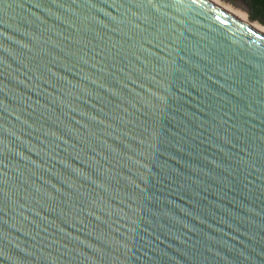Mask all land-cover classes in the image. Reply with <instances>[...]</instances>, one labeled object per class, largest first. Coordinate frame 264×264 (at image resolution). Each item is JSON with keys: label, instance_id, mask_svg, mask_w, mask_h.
<instances>
[{"label": "water", "instance_id": "obj_1", "mask_svg": "<svg viewBox=\"0 0 264 264\" xmlns=\"http://www.w3.org/2000/svg\"><path fill=\"white\" fill-rule=\"evenodd\" d=\"M0 264H264V37L204 0H0Z\"/></svg>", "mask_w": 264, "mask_h": 264}, {"label": "bare ground", "instance_id": "obj_2", "mask_svg": "<svg viewBox=\"0 0 264 264\" xmlns=\"http://www.w3.org/2000/svg\"><path fill=\"white\" fill-rule=\"evenodd\" d=\"M215 6L230 17L245 25L248 29L264 37V23L253 20L249 16V9L241 2H232L230 0H204Z\"/></svg>", "mask_w": 264, "mask_h": 264}, {"label": "flooded vegetation", "instance_id": "obj_3", "mask_svg": "<svg viewBox=\"0 0 264 264\" xmlns=\"http://www.w3.org/2000/svg\"><path fill=\"white\" fill-rule=\"evenodd\" d=\"M232 2H241L245 6L252 8L254 14L264 19V0H230Z\"/></svg>", "mask_w": 264, "mask_h": 264}, {"label": "rangeland", "instance_id": "obj_4", "mask_svg": "<svg viewBox=\"0 0 264 264\" xmlns=\"http://www.w3.org/2000/svg\"><path fill=\"white\" fill-rule=\"evenodd\" d=\"M248 9H249V16H250L251 19L258 20L261 23H264V19H262L261 17L257 16L256 14H254V11L252 10V8L248 7Z\"/></svg>", "mask_w": 264, "mask_h": 264}]
</instances>
